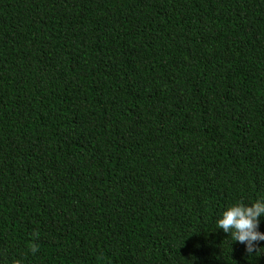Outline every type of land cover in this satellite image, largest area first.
I'll list each match as a JSON object with an SVG mask.
<instances>
[{
	"label": "trees",
	"instance_id": "1",
	"mask_svg": "<svg viewBox=\"0 0 264 264\" xmlns=\"http://www.w3.org/2000/svg\"><path fill=\"white\" fill-rule=\"evenodd\" d=\"M258 197L264 0H0V264H264Z\"/></svg>",
	"mask_w": 264,
	"mask_h": 264
},
{
	"label": "clouds",
	"instance_id": "2",
	"mask_svg": "<svg viewBox=\"0 0 264 264\" xmlns=\"http://www.w3.org/2000/svg\"><path fill=\"white\" fill-rule=\"evenodd\" d=\"M264 217V197L248 202L236 201L223 208L215 218V228L221 229L229 237L244 246V252L251 257L264 252V231L259 229L261 218Z\"/></svg>",
	"mask_w": 264,
	"mask_h": 264
}]
</instances>
